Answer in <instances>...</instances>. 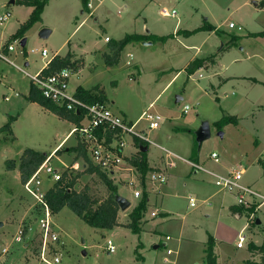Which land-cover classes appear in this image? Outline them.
<instances>
[{
    "label": "rangeland",
    "instance_id": "obj_1",
    "mask_svg": "<svg viewBox=\"0 0 264 264\" xmlns=\"http://www.w3.org/2000/svg\"><path fill=\"white\" fill-rule=\"evenodd\" d=\"M10 1L0 0V15L8 10L12 13V19L0 27V37L5 33L1 46L13 44L22 65L25 51L35 50L29 56L31 73L43 69L56 53L66 55L70 48L76 50L81 58L72 52L69 54L74 63L83 66V75L81 80L73 78V88L79 84L87 88L100 84L109 97L110 108L132 122L155 102L152 110L164 119L161 127L150 130L149 123L142 120L137 126L139 131L184 160L199 162L208 171L228 175L244 169L242 183L264 195V86L248 90L244 83L234 81L219 87L218 77L201 71L190 79L180 73L165 89L194 53L187 46H201L205 54L214 50L213 43L217 46L214 54L195 58L191 63L202 60L212 66L217 56L234 48L222 59L220 74L252 76L264 81V0H95L94 9L101 14L99 24L84 8L83 0H48L41 14L42 21L34 23L25 34L28 40L25 48L21 46L22 39L15 41L10 34L29 19L30 9L10 5ZM166 9L175 10L177 18L164 17L162 12ZM183 21V26L189 29L209 24L216 33L202 30L191 38L175 39L167 45L153 41L152 45L144 46L143 41H135L126 46L119 64L105 65L103 57L110 51L106 48L109 47L106 37L119 41L149 29L153 34L168 36L164 37L167 42L175 38L174 29ZM231 23L237 28L230 29ZM44 28L52 31L48 39L40 37ZM146 40H155V37L149 35ZM44 49L49 52L47 57L42 55ZM21 52L24 54L19 55ZM129 54L134 55L131 66L127 65ZM186 66L185 72L189 64ZM92 67L97 70L90 71ZM0 80V128L10 117L17 118L11 124L13 135L0 134V224H3L0 226V264H47L40 256L42 209L25 192L20 158L27 149L50 157L75 124L30 104L26 97L32 83L7 64H0ZM6 96L9 101L5 100ZM186 105L190 111L183 113ZM230 115L237 117V124L231 122L219 128L217 123ZM204 123L210 125L211 137L199 146L197 133ZM127 141L126 155L137 149L130 137ZM65 143L62 153L51 159L52 166L59 171L68 170L72 177L79 176L75 190L87 187L95 199H107L110 191L101 178L88 174L83 167L85 160L70 152L78 144L75 137ZM149 150V157H162L166 163L164 152L152 145ZM213 153L218 155L217 160L211 158ZM10 160L15 162L13 170L7 168ZM175 162L172 169L165 171L167 183L164 185L152 183L150 173L145 177L146 183L139 176L127 173L109 177L117 186V194L132 204L121 216L127 224L129 214L141 202L135 198V190H141L148 197V190L160 192L162 202L156 201L157 195L151 196L152 204L140 221V233L127 227L93 228L69 208H64L52 214L59 241L51 245L47 258L53 262L58 257L60 264H208L206 250L214 241L219 264L259 262L260 256L250 252L256 251V248L251 250L254 244L255 247L264 244V207L257 212L261 224L250 220L253 212L250 209L243 208L240 217L234 215L231 207L237 205V200L220 191L212 176L202 171L196 173L184 161ZM41 179L45 191L55 183L46 173H42ZM131 179L136 188L127 183ZM154 212L168 213L171 220L153 216ZM19 231L23 232L22 242L16 241ZM243 235L247 238L246 247L238 250L237 243ZM109 240L116 247L114 253L108 251ZM155 246L160 247L155 249ZM168 250L174 254L168 255Z\"/></svg>",
    "mask_w": 264,
    "mask_h": 264
},
{
    "label": "built area",
    "instance_id": "obj_2",
    "mask_svg": "<svg viewBox=\"0 0 264 264\" xmlns=\"http://www.w3.org/2000/svg\"><path fill=\"white\" fill-rule=\"evenodd\" d=\"M87 7L89 10L93 9L92 0H88ZM162 15L169 18H176L178 16L175 10L169 11L167 9L163 10ZM10 16V12H5L0 15V26L4 25ZM229 28L236 29L237 25L231 23ZM106 40L107 42L110 41L109 38ZM14 51L15 46L13 44L0 46V63L10 65L29 76L31 83L41 91L46 99L52 101L59 107L64 108L67 112L79 116V122L77 124L74 123L75 127L68 133L65 141L75 137V140L78 143L84 145L91 164L97 167L101 172L114 178L117 173H127L136 178L139 176L138 178L142 179L140 172L129 162V158L125 153L128 144L127 138H131L133 146L135 145L134 140L137 139L142 144L146 143L148 146L153 145L159 147L165 153L166 168H158L148 172V174L150 173V180L152 183L158 185L166 183L167 175L165 171L168 168L172 169L175 166V160L184 161L188 163L193 170H196V172L202 171L212 176L215 179V185L219 190L235 197L238 207L253 211L250 220L252 219L254 222L260 221L257 212L264 207V195L242 183L245 173L244 169L233 171L228 175H220L208 171L202 165L184 160L166 148L158 146L149 139L145 132L137 129L138 124L142 120L149 123L150 130H157L161 127L164 119L159 114L153 112L152 109L154 104H151L150 108L147 111H144L137 121L132 122L125 116L113 111L106 101L89 103L78 97L77 89L72 87L73 76L77 74L74 68L67 67L53 74H44L42 70L35 75H29L23 67L19 66L11 58V53ZM48 54L49 52L46 49L42 50V55L44 57H47ZM133 58V54L128 55V66L132 65ZM189 110L190 106L187 105L184 107L183 111L184 113H187ZM64 143L60 145V148H62ZM54 155L55 153H52L36 172L25 183H23L25 192L34 198L37 206L42 209L43 214L39 220L40 236L42 240L40 256L47 264H60L61 261L58 257H56L53 262L47 258V253L50 251L51 245L59 241V235L52 220V213L45 200V195L50 189L47 191L43 189V182L41 179L42 173H46L48 177H53L55 183L63 179L65 172L70 176L68 170L59 171L52 166L51 159ZM211 158L217 160L218 155L213 153ZM79 166V164H75L76 168H79ZM83 167L87 169L88 164H84ZM127 183L129 186L136 188L135 182L132 179L127 180ZM134 195L136 198L142 199L144 193L137 189L135 190ZM192 206H194V204H192ZM153 216H157V214L153 213ZM18 234L19 236L16 238V241L22 242L23 232L19 231ZM246 240V236H240L237 248H244ZM107 245L109 253H114L116 251V247L111 240L107 242ZM4 252L6 253L7 250L4 249ZM168 253L172 254V251L169 250Z\"/></svg>",
    "mask_w": 264,
    "mask_h": 264
},
{
    "label": "trees",
    "instance_id": "obj_3",
    "mask_svg": "<svg viewBox=\"0 0 264 264\" xmlns=\"http://www.w3.org/2000/svg\"><path fill=\"white\" fill-rule=\"evenodd\" d=\"M83 1L84 8L88 9V0ZM47 2L48 0H16L17 5L32 7L34 10L29 20L25 24H23L13 36V40H23L25 34L28 32L31 26L36 22L42 21L41 14ZM202 30L212 31L214 30V27L210 26L209 24H206L205 26L201 27L200 29L194 32H199ZM147 38L148 37L146 36L140 35H128L121 41L110 40V52L109 54H106L104 56L106 65L112 67L114 65L119 64L121 54L127 45L135 41L146 40ZM158 39L165 40L166 38ZM72 57L73 56L69 53L65 57H54L48 64V67L43 70V73L53 74L67 67H76L75 63L72 62ZM203 66L204 63L202 60L193 61L189 64L188 68L186 69V72L188 73V75L191 76L195 74L199 69L203 68ZM77 95L78 97L89 103L106 101L105 95L99 90V88L87 91L82 87H78ZM26 99L28 102L36 103L45 110L50 111L51 113L64 120L70 121L75 124H77L80 120L79 116L67 112L64 108H61L52 101L46 99L42 95L41 91L33 84L31 85L30 92ZM13 121L14 118L11 117L8 123L4 127L0 128V133L13 134L11 129V124L13 123ZM231 122L237 124V118L235 116H224V118L217 124L219 128H221L224 124H228ZM147 146L148 145L146 143L142 144V147ZM70 152L77 153V158H83L85 160V162L88 164L86 172L88 174L98 175L110 191V196L105 200H99L92 197L87 187L81 191L75 190V186L78 182L79 176H68L65 172L63 179L55 183L45 195V200L51 213L55 215L60 213L64 208H69L75 215H77L90 227L111 230L115 227L122 226L118 220L120 206L116 201V197L118 195L117 186L113 184L107 174L101 172L97 167L91 164L87 155V151L83 144L78 143L76 147L70 149ZM60 153H62V151H57V154ZM48 157L49 155H45L33 149H27L20 158L19 169L21 173L22 182L25 183L36 172V170L48 159ZM129 162L138 169L144 181L143 183H145V177L150 171L147 152L139 151L135 157L129 159ZM7 168L9 170L15 169V162L12 160L8 161ZM147 210L148 195L144 193V196L139 205L129 215L130 223L125 227L133 229V231L136 233H140V221L144 217ZM242 211V207H234L232 209V213L234 215L240 214ZM213 245H215L214 241L206 250L208 264H217V258L215 256ZM253 248H256L257 254L260 256V260L256 263L248 262V264H264V244L259 247H255V245H253L251 250H253Z\"/></svg>",
    "mask_w": 264,
    "mask_h": 264
},
{
    "label": "crops",
    "instance_id": "obj_4",
    "mask_svg": "<svg viewBox=\"0 0 264 264\" xmlns=\"http://www.w3.org/2000/svg\"><path fill=\"white\" fill-rule=\"evenodd\" d=\"M12 1V0H11ZM11 1H10V5H17L16 4V0H14L15 1V4H12L11 3ZM94 1L95 0H92V4H93V11H95L96 9H94ZM256 6L258 7V4L256 3ZM21 7H26V6H21ZM27 9H30V12H29V17L28 18H30V16L32 15V13H33V8L32 7H26ZM88 12H89V15L91 14V18H95L94 19V22L95 23H98L99 24V22H100V17H101V14H99V12H98V9L95 11L96 12V15L94 16V14H95V12L94 13H92L91 12V10H89V9H86ZM7 12H10V10H8ZM4 14V13H3ZM10 14H11V16H10V18L7 20V22L5 23V24H7L11 19H12V13L10 12ZM84 14V11H82V15ZM93 14V15H92ZM100 15V16H99ZM92 16H94V17H92ZM177 18V17H176ZM29 19H27L26 21H25V23L28 21ZM208 20V19H207ZM24 23V24H25ZM183 23H184V21L183 22H181L180 24H179V22L177 23V25H176V27H175V29H174V32H173V34H175L174 36H175V38L174 39H169L167 42H165L164 40H160V39H158V38H164V37H168V36H160V35H156V34H153L152 32H151V30H149V29H147V31H146V33H142V34H130V35H140V36H146V37H148L149 35L150 36H153V37H155V40H143V42H147V43H153V41L154 42H157V41H159V43H161V44H165V45H167L168 43H171L173 40H175V39H186V38H191V37H193L194 35H196L197 33H199V32H194V31H196V30H198V29H200L202 26H205L204 24H202V26L201 27H199V28H195V29H189L186 25L185 26H183ZM4 24V25H5ZM186 24V23H185ZM23 24L21 23L19 26H17L14 30H13V32L10 34V38L11 39H13V36L16 34V32L19 30V28L22 26ZM0 27H3V25L2 26H0ZM6 27L4 26V28L3 29H5ZM179 32V33H178ZM193 32V33H192ZM178 33V34H177ZM210 33H216L215 31H211ZM3 34V36H4V34L5 33H2ZM51 35H52V33H51ZM50 35V36H51ZM172 35V34H171ZM171 35H169V36H171ZM3 36L2 37H0V46L1 45H3V42L5 41V39L3 38ZM128 36V35H127ZM107 38H109V37H106L105 38V43L106 44H108V46H109V42H107ZM24 39H26V41H28L27 40V38H24ZM48 39V38H47ZM124 39V38H123ZM123 39H121V40H123ZM1 40H2V42H1ZM111 40V39H110ZM121 40H119V41H121ZM152 41V42H151ZM141 42V41H140ZM133 43V42H132ZM215 43H213V47H214V50L216 49L215 47H217V46H215L214 45ZM26 45H27V42H26ZM152 45V44H151ZM69 46H70V44H69ZM144 46H150V45H144ZM26 47V46H25ZM106 48H109V47H106ZM187 48H190V49H192L191 51H194V53L192 54V56H191V58H190V60L188 61V63L187 64H190L191 63V60H193V59H195V58H203V57H210V55H212V54H214V50L212 51V50H210V51H208V52H205V54H203V52L205 51V49H203L201 46H187ZM233 49L234 48H231L229 51H226L224 54H222V55H219V57L217 56L215 59H214V61L212 62V66H209L208 64H204V66H203V68H201L200 70H198L195 74H193V75H188L187 74V72H185V67H187L186 65L184 66V67H182L180 70H178L177 71V73L174 75V77H173V79L166 85V87H165V89L166 88H168L171 84H172V82L174 81V80H176L178 77H179V75H180V73H185L187 76H188V79H190V78H193V77H195L198 73H202L201 71H203V72H207V73H210L209 74V76L211 77V76H213V77H218V82H219V87H222V86H224V85H227L228 83H231V82H234V81H236V82H242V83H244L245 85H246V88L249 90V89H253V88H256V87H260V86H264V81L263 80H261V79H258V78H253L252 76H250V77H248V76H227V75H225V74H223V75H221L220 74V64H221V61H222V59L224 58V57H226L227 55H229V54H231L232 52H233ZM34 51L35 50H32L31 51V53H28V51H25V54H24V52L22 53H19V55H23L24 54V56H25V63L22 65V64H20V62H18V60H17V55H18V52H16V48H15V51L13 52V53H11V58L19 65V66H21V67H23L24 69H25V71L27 72V73H29V75H35L36 73H38V72H40V71H42V70H44L45 68H47L48 67V64L46 65V66H44V68L43 69H41V70H39V71H37L35 74H33V73H31L30 71H29V67H31V63H30V61H29V56H30V54H33L34 53ZM70 52H72V54L74 53V54H76V55H79L77 52H76V50H73L72 48H70L69 49V51H68V53H70ZM110 52V51H109ZM124 52V51H123ZM122 52V53H123ZM15 53V54H14ZM67 53V54H68ZM102 53V55H104L103 54V51L101 52ZM66 54V55H67ZM106 54H109V53H106ZM105 54V55H106ZM66 55H59V53H56L55 54V56L54 57H56V56H61V57H65ZM73 58V57H72ZM79 58H81L80 57V55H79ZM104 58V57H103ZM127 58H128V56H127ZM129 60V59H128ZM127 60V61H128ZM73 62V61H72ZM104 62H105V60H104ZM134 62V61H133ZM82 63V62H81ZM1 64V63H0ZM5 64V63H4ZM105 65H106V63H105ZM8 66H10V65H8ZM75 66L76 67H74V69H75V71L77 72V74L75 75V76H73V78L75 79V78H77L78 80H81V77H82V75H83V66H80L78 63H75ZM93 66L95 67V66H97V65H95V64H93ZM107 66V65H106ZM114 66H116V65H114ZM114 66H112V67H114ZM11 68H13L12 66H10ZM94 67H92L91 68V70L90 71H92V72H95L97 69H95ZM107 67H109V66H107ZM15 69V68H14ZM207 69V70H206ZM15 70H17V69H15ZM18 71V70H17ZM3 72H4V70H3ZM19 73H21L22 75H24V77H26L27 79H29L30 80V78H29V76H27L26 74H24V73H22V72H20V71H18ZM200 76H202V74H199ZM208 76V77H209ZM4 78H5V75L3 76ZM83 79V78H82ZM31 82V81H30ZM72 82H73V79H72ZM74 84H72V86H73ZM100 84H98V85H95V86H93V87H91V88H87V87H84V86H82V85H77V86H74V88L75 89H78V87H82L83 89H85V90H87V91H91V90H94L96 87H98ZM101 86V85H100ZM99 90L105 95V97H106V102L108 101V99H109V97L107 96V94L105 93V89H104V87H100L99 88ZM30 92V91H29ZM248 92V91H247ZM29 94V93H28ZM248 95H249V92L247 93ZM15 95L16 96H18V93H15ZM247 95V96H248ZM28 96V95H27ZM159 97V96H158ZM157 97V98H158ZM5 100L6 101H9L10 100V98H9V96H6V98H5ZM30 103V102H29ZM30 104H34V105H37V106H39L38 104H36V103H30ZM151 104H154L155 105V102H153V103H151ZM151 104H150V106H151ZM150 106H149V108H150ZM187 106V105H186ZM189 106V105H188ZM40 108H42L41 106H39ZM148 108V109H149ZM154 108V107H153ZM42 109H44V108H42ZM45 110V109H44ZM183 110H184V108H183ZM47 111V110H46ZM190 111V110H189ZM47 112H50V111H47ZM51 113V112H50ZM183 113H184V111H183ZM53 114V113H52ZM55 115V114H54ZM56 116V115H55ZM231 116V115H230ZM58 117V116H57ZM236 117V116H235ZM11 118V117H10ZM9 118V119H10ZM14 118V121H13V123L17 120V118H15V117H13ZM237 118V117H236ZM9 121V120H8ZM130 121H132V120H130ZM11 129H12V127H11ZM13 132V131H12ZM1 134V133H0ZM11 135V134H10ZM13 135V134H12ZM65 140H66V137L59 143V145L55 148V150L52 152V153H55V155L54 156H56L57 155V151H62L63 150V148H65V145H66V143H64L65 142ZM64 143V145L62 146V148H60V145H62ZM134 143H135V145L134 146H136L137 147V149L134 151V152H132L131 154H128L127 155V157L129 158V159H131L132 157H135L136 156V154H138V150L140 151V148L142 147V143L140 142V141H138L137 139H135L134 140ZM157 144V143H156ZM158 146H160L159 144H157ZM153 146V145H152ZM149 147H150V145L149 146H147V148H148V151H147V156H148V162H149V166H150V169L153 171V168H156L157 166H161V168H165V162H164V159L162 158V157H159V156H154V157H149ZM154 147H156V146H154ZM160 147H162V146H160ZM156 148H158L159 150H161L159 147H156ZM67 150V149H66ZM162 151V150H161ZM137 152V153H136ZM163 152V151H162ZM42 153V152H41ZM43 154H46V155H49V154H47V153H43ZM152 160H153V162H152ZM154 160H156L155 162H154ZM186 163V162H185ZM196 163V162H195ZM197 163H199V162H197ZM188 164V163H187ZM189 165V164H188ZM156 166V167H155ZM190 166V165H189ZM191 167V166H190ZM158 169V168H157ZM191 169H193L192 167H191ZM197 173V172H196ZM167 183V182H166ZM166 183H164V184H166ZM164 184H162V185H164ZM221 191V190H220ZM135 192V191H134ZM222 192H224V191H222ZM148 194H149V197H148V209H149V207L151 206V204H152V202H151V196L152 195H157V200L156 201H158L159 199H161L160 198V194H158V193H160V192H158V193H156L154 190L153 191H151V190H148V192H147ZM120 195V194H119ZM120 196H122V195H120ZM135 196V195H134ZM122 197H124V196H122ZM125 198V197H124ZM136 198V197H135ZM127 199V198H126ZM136 199H138L139 201H141L142 199H140V198H136ZM161 202H162V199H161ZM157 204L159 203V202H156ZM131 206H132V204H131ZM191 207H194V206H191ZM234 207H238L237 205L236 206H232L231 207V211H232V209L234 208ZM131 208V207H130ZM129 208V209H130ZM128 211V210H127ZM125 212L126 211H121L120 210V212H119V218H118V220H119V223L122 225V226H120V227H125V226H127L128 224L126 223V222H124V221H122L121 220V216H122V214H125ZM132 212V211H131ZM154 213H156L157 214V216L156 217H158L159 215L160 216H162L163 217V220H165V221H169V220H171V216H170V214H168V213H161V212H154ZM131 214V213H130ZM129 214V215H130ZM237 216H239L240 214H236ZM241 216V215H240ZM239 216V217H240ZM129 220H130V218H129ZM116 228V227H115ZM141 230H142V228H141ZM247 241V240H246ZM27 245V244H26ZM255 245V244H254ZM256 246H258V245H256ZM160 246H155V249H158ZM246 247V246H245ZM238 250H242V249H244V248H241V249H239V248H237ZM169 251V250H168ZM172 251V250H171ZM250 252V251H249ZM251 253V255H256L257 254V251H254V254L252 253V252H250ZM256 253V254H255ZM174 254V252L172 251V254H169L168 253V255H173ZM217 254V253H216ZM218 260V264H219V258L217 259ZM246 260V259H245Z\"/></svg>",
    "mask_w": 264,
    "mask_h": 264
},
{
    "label": "water",
    "instance_id": "obj_5",
    "mask_svg": "<svg viewBox=\"0 0 264 264\" xmlns=\"http://www.w3.org/2000/svg\"><path fill=\"white\" fill-rule=\"evenodd\" d=\"M11 3L15 4V1L12 0ZM51 33H52V31L50 29L44 28L40 32V37L42 39H47V38L50 37ZM26 42H27L26 39H23L21 41V46L25 48ZM151 44L152 43H150V42L149 43H147V42L143 43V45H151ZM180 100H181V98H178V101H180ZM210 137H211L210 125L208 123H204L202 125V127L200 128V130L198 131V133H197V143H198V145L201 146L202 143L204 141L208 140ZM67 151H68V149H67ZM140 151L147 152L148 148L147 147H141ZM116 201L119 204L121 211H127L131 207V202L128 201L126 198L120 196V195H117ZM257 224H260V221H258ZM0 226H3V224L1 223Z\"/></svg>",
    "mask_w": 264,
    "mask_h": 264
}]
</instances>
